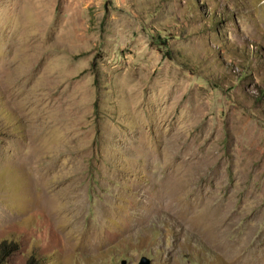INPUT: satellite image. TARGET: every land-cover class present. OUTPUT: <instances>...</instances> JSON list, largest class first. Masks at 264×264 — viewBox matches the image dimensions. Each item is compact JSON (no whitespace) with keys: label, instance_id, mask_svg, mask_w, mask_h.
<instances>
[{"label":"rangeland","instance_id":"374dc122","mask_svg":"<svg viewBox=\"0 0 264 264\" xmlns=\"http://www.w3.org/2000/svg\"><path fill=\"white\" fill-rule=\"evenodd\" d=\"M263 233L264 0H0V264H258Z\"/></svg>","mask_w":264,"mask_h":264},{"label":"bare ground","instance_id":"6f19581e","mask_svg":"<svg viewBox=\"0 0 264 264\" xmlns=\"http://www.w3.org/2000/svg\"><path fill=\"white\" fill-rule=\"evenodd\" d=\"M15 17V16H14ZM17 19V18H16ZM15 19L12 17H10L8 19L9 23L8 24H12V22H15L14 21ZM12 34V33H11ZM24 162V161H23ZM22 163V162H21ZM23 164V163H22ZM25 164V163H24ZM220 223V222H219ZM220 227H218L219 229ZM202 230V229H201ZM215 231V230H214ZM261 240L262 242L259 243L258 245V250H257V262L258 264H264V233L262 234L261 236ZM235 248V247H234ZM243 254V253H242ZM245 254V253H244ZM235 259V258H234ZM245 263V262H244Z\"/></svg>","mask_w":264,"mask_h":264},{"label":"water","instance_id":"95a60500","mask_svg":"<svg viewBox=\"0 0 264 264\" xmlns=\"http://www.w3.org/2000/svg\"><path fill=\"white\" fill-rule=\"evenodd\" d=\"M122 264H126V260H123ZM138 264H152V259L148 256H142Z\"/></svg>","mask_w":264,"mask_h":264},{"label":"trees","instance_id":"16d2710c","mask_svg":"<svg viewBox=\"0 0 264 264\" xmlns=\"http://www.w3.org/2000/svg\"><path fill=\"white\" fill-rule=\"evenodd\" d=\"M4 246H6V243H5V244H3V247H2L1 249H3V250H4V249H5V247H4Z\"/></svg>","mask_w":264,"mask_h":264}]
</instances>
